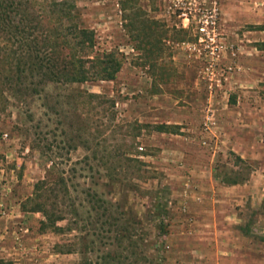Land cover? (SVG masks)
<instances>
[{
	"label": "rangeland",
	"instance_id": "1",
	"mask_svg": "<svg viewBox=\"0 0 264 264\" xmlns=\"http://www.w3.org/2000/svg\"><path fill=\"white\" fill-rule=\"evenodd\" d=\"M69 1L122 64L21 105L5 91L0 264H264V0H196L218 8L212 74L176 0ZM59 176L54 233L30 197Z\"/></svg>",
	"mask_w": 264,
	"mask_h": 264
},
{
	"label": "trees",
	"instance_id": "2",
	"mask_svg": "<svg viewBox=\"0 0 264 264\" xmlns=\"http://www.w3.org/2000/svg\"><path fill=\"white\" fill-rule=\"evenodd\" d=\"M14 1L0 3V117L8 103L5 91L21 105L26 99L40 97L51 84L114 80L121 60L112 53L94 49L95 33L74 22L77 13L71 1L33 0L40 11L28 10L29 14L15 7H22L23 2ZM24 2V7L31 4ZM165 128L156 126L155 130L164 132ZM60 186L67 193L62 176L53 181L41 179L34 185L30 211L42 214V230H65L58 225L64 220L57 200Z\"/></svg>",
	"mask_w": 264,
	"mask_h": 264
},
{
	"label": "built area",
	"instance_id": "3",
	"mask_svg": "<svg viewBox=\"0 0 264 264\" xmlns=\"http://www.w3.org/2000/svg\"><path fill=\"white\" fill-rule=\"evenodd\" d=\"M175 7L181 27L189 30L193 36V42L185 43L186 47L206 62V71L212 74L219 62L222 48L216 3L213 2L210 6L197 3L196 0H176Z\"/></svg>",
	"mask_w": 264,
	"mask_h": 264
}]
</instances>
